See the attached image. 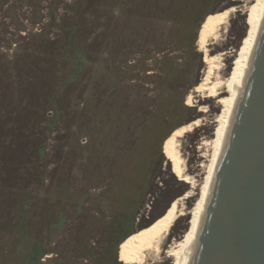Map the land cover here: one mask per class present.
<instances>
[{"label": "rangeland", "instance_id": "obj_1", "mask_svg": "<svg viewBox=\"0 0 264 264\" xmlns=\"http://www.w3.org/2000/svg\"><path fill=\"white\" fill-rule=\"evenodd\" d=\"M251 2L0 0V264H115L119 241L181 197L159 254L143 260L172 264L221 111L194 90L206 70L197 22L233 8L207 46L228 76ZM195 119L179 146L190 184L163 138Z\"/></svg>", "mask_w": 264, "mask_h": 264}, {"label": "water", "instance_id": "obj_2", "mask_svg": "<svg viewBox=\"0 0 264 264\" xmlns=\"http://www.w3.org/2000/svg\"><path fill=\"white\" fill-rule=\"evenodd\" d=\"M189 264H264V23Z\"/></svg>", "mask_w": 264, "mask_h": 264}, {"label": "bare ground", "instance_id": "obj_3", "mask_svg": "<svg viewBox=\"0 0 264 264\" xmlns=\"http://www.w3.org/2000/svg\"><path fill=\"white\" fill-rule=\"evenodd\" d=\"M232 9L227 8L208 15L204 22H202L198 32L197 45L204 52L203 61L206 70L205 76L203 75V79L194 87V90L205 91L207 92V96L216 97L221 106V111L217 116V128L214 137L209 141H204V145L210 149V152L208 151L209 162L206 165V175L202 184H200L197 200L189 210V227L186 229L184 236L175 240L166 250L167 256L172 259V264H189L191 253L198 243L200 227L203 223L210 193L214 187L218 165L225 147V137L228 134L231 120L236 110L239 93L245 81L249 62L255 52L260 30L264 23V0H252L247 9L249 26L245 34L246 36H243V38L245 37L243 46L237 54L231 73L228 76H220V72L216 71L220 68V65L216 64L218 59H220V55L208 54L207 46L211 38L218 37L219 30L225 25L227 16ZM190 96L188 100H190ZM197 121L195 119L190 123L175 128L165 138L166 140H164L163 145L168 160L172 162L174 172L180 179L190 182V184L192 180L189 175L184 173L185 165H183L181 159L182 155L179 146L180 138L185 132L190 131L192 126L197 124ZM180 200H182L181 197L173 200L166 214L153 225L130 236L122 250V259L124 262L146 264L143 263V260L147 255L152 254L157 257L173 222L183 214L181 210H178Z\"/></svg>", "mask_w": 264, "mask_h": 264}, {"label": "trees", "instance_id": "obj_4", "mask_svg": "<svg viewBox=\"0 0 264 264\" xmlns=\"http://www.w3.org/2000/svg\"><path fill=\"white\" fill-rule=\"evenodd\" d=\"M207 15V16H206ZM208 15H209V13H204L203 15H202V17H201V19L197 22V26H196V29H195V32H196V34L198 33V30H199V28H200V25H201V23L208 17ZM244 36V35H243ZM242 36V37H243ZM199 54V56H201V53L199 52L198 53ZM186 106V105H185ZM195 107V106H194ZM194 107H192V106H189V107H187V108H194ZM181 124H179V125H176L175 127H173L165 136H164V138H163V141L164 140H166L165 138H167L171 133H172V131L175 129V128H177L178 126H180ZM162 144H163V142H162ZM164 213H161L160 215H158L157 217H154L151 221H150V224H152L157 218H159L161 215H163ZM162 217V216H161ZM149 224V223H148ZM147 224V225H148ZM149 224V225H150ZM185 229H187V226L185 227ZM135 232V230H133L132 229V231L131 232H129L126 236H124L120 241H119V243H118V245H117V256H116V259L114 260V262H115V264H127V263H123L122 262V260L119 258V260H121V261H119L118 260V257H119V253H120V245H122V243H123V241H124V239L128 236V235H132L133 233ZM129 237V236H128ZM130 238V237H129ZM129 238L127 239V241L129 240ZM122 242V243H121ZM121 243V244H120ZM46 250L43 248L42 250H41V254H40V257H43V254H45L46 252H45ZM39 257V258H40Z\"/></svg>", "mask_w": 264, "mask_h": 264}, {"label": "flooded vegetation", "instance_id": "obj_5", "mask_svg": "<svg viewBox=\"0 0 264 264\" xmlns=\"http://www.w3.org/2000/svg\"><path fill=\"white\" fill-rule=\"evenodd\" d=\"M163 145H164V144H163ZM125 243H127V239H126V241L122 244V248H121V257H122V250H123V247H124Z\"/></svg>", "mask_w": 264, "mask_h": 264}]
</instances>
